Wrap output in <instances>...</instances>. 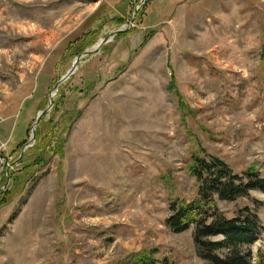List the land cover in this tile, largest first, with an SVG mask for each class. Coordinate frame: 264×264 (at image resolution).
<instances>
[{"label": "rangeland", "instance_id": "1", "mask_svg": "<svg viewBox=\"0 0 264 264\" xmlns=\"http://www.w3.org/2000/svg\"><path fill=\"white\" fill-rule=\"evenodd\" d=\"M207 155L264 177V0H0V264H207ZM214 206L264 264V195Z\"/></svg>", "mask_w": 264, "mask_h": 264}, {"label": "trees", "instance_id": "2", "mask_svg": "<svg viewBox=\"0 0 264 264\" xmlns=\"http://www.w3.org/2000/svg\"><path fill=\"white\" fill-rule=\"evenodd\" d=\"M190 174L199 184L198 198L191 203H171L166 227L176 234L193 228L196 253L207 264H252L243 252L252 246L259 231L256 213L244 209L232 219H220L214 203L248 198L252 191L264 195V177L253 170L234 174L210 155L194 156ZM262 257H258V264H262Z\"/></svg>", "mask_w": 264, "mask_h": 264}, {"label": "water", "instance_id": "3", "mask_svg": "<svg viewBox=\"0 0 264 264\" xmlns=\"http://www.w3.org/2000/svg\"><path fill=\"white\" fill-rule=\"evenodd\" d=\"M106 42L105 40L102 41V44ZM87 53V52H86ZM85 53V54H86ZM84 54V55H85ZM82 57V56H81ZM81 57H79L78 59H80ZM78 59L76 60V62L74 63L73 67L60 79L58 85L62 84L63 82H65L71 75H73V73L76 71L77 69V63H78Z\"/></svg>", "mask_w": 264, "mask_h": 264}, {"label": "bare ground", "instance_id": "4", "mask_svg": "<svg viewBox=\"0 0 264 264\" xmlns=\"http://www.w3.org/2000/svg\"><path fill=\"white\" fill-rule=\"evenodd\" d=\"M53 95H51V97H52Z\"/></svg>", "mask_w": 264, "mask_h": 264}]
</instances>
